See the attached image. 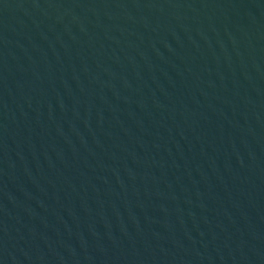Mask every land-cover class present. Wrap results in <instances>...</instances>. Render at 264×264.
Listing matches in <instances>:
<instances>
[{
    "label": "water",
    "instance_id": "water-1",
    "mask_svg": "<svg viewBox=\"0 0 264 264\" xmlns=\"http://www.w3.org/2000/svg\"><path fill=\"white\" fill-rule=\"evenodd\" d=\"M0 264H264V0H0Z\"/></svg>",
    "mask_w": 264,
    "mask_h": 264
}]
</instances>
